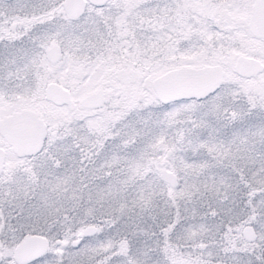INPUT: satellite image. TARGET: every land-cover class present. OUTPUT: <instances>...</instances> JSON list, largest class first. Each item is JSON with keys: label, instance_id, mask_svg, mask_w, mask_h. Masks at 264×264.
I'll return each instance as SVG.
<instances>
[{"label": "snow or ice", "instance_id": "obj_1", "mask_svg": "<svg viewBox=\"0 0 264 264\" xmlns=\"http://www.w3.org/2000/svg\"><path fill=\"white\" fill-rule=\"evenodd\" d=\"M0 264H264V0H0Z\"/></svg>", "mask_w": 264, "mask_h": 264}]
</instances>
